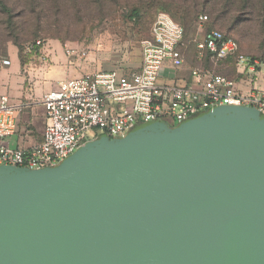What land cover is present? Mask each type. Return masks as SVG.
I'll use <instances>...</instances> for the list:
<instances>
[{
  "label": "water",
  "instance_id": "95a60500",
  "mask_svg": "<svg viewBox=\"0 0 264 264\" xmlns=\"http://www.w3.org/2000/svg\"><path fill=\"white\" fill-rule=\"evenodd\" d=\"M0 264H264V112L215 105L0 165Z\"/></svg>",
  "mask_w": 264,
  "mask_h": 264
},
{
  "label": "built area",
  "instance_id": "2783aa9c",
  "mask_svg": "<svg viewBox=\"0 0 264 264\" xmlns=\"http://www.w3.org/2000/svg\"><path fill=\"white\" fill-rule=\"evenodd\" d=\"M207 19L201 16V22ZM184 42V27L159 11L151 35L142 41L136 71L88 72L59 81L43 94L44 136L28 148L13 146L12 137L30 103H13L7 93H0V165L53 166L101 134L123 136L135 125L155 120L176 125L215 105H247L264 112V59L241 52L233 37L212 29L196 42L203 65L191 68L190 77L183 78ZM65 53L74 60L87 56L78 46L66 45ZM11 63L10 57L1 59L2 66Z\"/></svg>",
  "mask_w": 264,
  "mask_h": 264
},
{
  "label": "rangeland",
  "instance_id": "374dc122",
  "mask_svg": "<svg viewBox=\"0 0 264 264\" xmlns=\"http://www.w3.org/2000/svg\"><path fill=\"white\" fill-rule=\"evenodd\" d=\"M8 1L12 23L0 14V93L11 97L16 90L36 92L41 77H35L34 70L49 60L43 50H52L53 44L62 47L66 56V45L85 49L87 56L77 61L90 71L137 70L142 41L151 35L159 11L187 27L182 49L188 65H202L196 42L209 29L233 37L243 53L264 58V0H38L35 9L29 0ZM18 38L21 46L14 43ZM3 57H10V66L1 65ZM88 135L92 138L95 130Z\"/></svg>",
  "mask_w": 264,
  "mask_h": 264
},
{
  "label": "crops",
  "instance_id": "0c3cea01",
  "mask_svg": "<svg viewBox=\"0 0 264 264\" xmlns=\"http://www.w3.org/2000/svg\"><path fill=\"white\" fill-rule=\"evenodd\" d=\"M52 48V50H43L44 57H48L49 60H46V64H41L39 67L37 66V72L34 70L35 77H41V81H36V92H32V90H28V92H19L16 90L15 97L9 95L13 103H30L20 114L18 131L12 137L13 146L28 148L42 141L46 126V112L40 101L44 93L53 89L59 81L81 77L88 72H96L88 70L85 66L82 67L76 59L74 60L67 57L63 52V48L58 44H53ZM196 57L203 65L198 55V50ZM139 67L140 65L138 68ZM191 68L194 67L185 62L180 76L189 78V71ZM34 72L31 71L30 74L32 75ZM32 78L34 79V77ZM16 96H20V98H16Z\"/></svg>",
  "mask_w": 264,
  "mask_h": 264
},
{
  "label": "trees",
  "instance_id": "16d2710c",
  "mask_svg": "<svg viewBox=\"0 0 264 264\" xmlns=\"http://www.w3.org/2000/svg\"><path fill=\"white\" fill-rule=\"evenodd\" d=\"M38 3H39L38 0H29L28 1V5L30 7H33L34 9L38 6ZM0 14L1 15L3 14L4 16L6 15V22L8 24L12 23V19H13L12 7L10 6V3H9L8 0H0ZM173 19H175L177 22H179L184 27V29H185V39H186L187 38V34H188L187 27L180 20H178L177 17L173 16ZM209 30H212V29H209ZM209 30H207V31H209ZM14 43L16 45H18V46H21L22 41H21V39L18 38V39H14ZM262 59H264V58H262Z\"/></svg>",
  "mask_w": 264,
  "mask_h": 264
}]
</instances>
